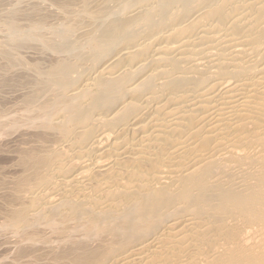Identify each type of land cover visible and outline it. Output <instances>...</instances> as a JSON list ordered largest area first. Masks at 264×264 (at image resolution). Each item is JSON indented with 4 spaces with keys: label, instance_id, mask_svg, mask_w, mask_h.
Instances as JSON below:
<instances>
[{
    "label": "bare ground",
    "instance_id": "6f19581e",
    "mask_svg": "<svg viewBox=\"0 0 264 264\" xmlns=\"http://www.w3.org/2000/svg\"><path fill=\"white\" fill-rule=\"evenodd\" d=\"M90 1L66 8L103 22L74 63L52 49L62 60L17 115L40 133L23 128L0 193L14 259L264 264V0ZM75 21L62 40L78 37ZM10 119L5 130L21 127Z\"/></svg>",
    "mask_w": 264,
    "mask_h": 264
},
{
    "label": "rangeland",
    "instance_id": "374dc122",
    "mask_svg": "<svg viewBox=\"0 0 264 264\" xmlns=\"http://www.w3.org/2000/svg\"><path fill=\"white\" fill-rule=\"evenodd\" d=\"M64 1V2H63ZM70 1V2H69ZM71 1H74V0H0V116H1V119L3 120L4 118H6V116H3V113H4V115H8L9 116V114L11 115V117L12 116H14L15 118L17 117V119H18V117L19 116H17L18 114H20L21 116L20 117H24V119H25V117L26 116H24V114H25V112H22V110L20 111L19 109H22L23 108V106H24V104H25V99H26V97L27 96H24V95H28V97L30 96V94H32L33 95V93L32 92H34L35 91V89H37V87H39L40 88V86L39 85H41L42 83H44L45 81H46V79L44 78V76L43 77H41L40 76V74L41 75H46L47 73V70L49 71V67H51V65H52V62H55L54 60H59V59H61V58H63V60H64V58L68 61V62H73L74 63V61L76 60L75 58H77V56L79 57L80 56V54L82 53V51H81V42L80 41H83L84 39H86V37L88 36L86 33H88V32H90L92 29H93V27L91 28L90 26H92V25H90V22H91V24H92V22L94 21H92V20H89V17H87L85 14H80L78 11V13H75L76 11H72V12H74L73 14H74V16H75V18H74V16H71L72 14H71V12H69V11H71V9L69 10V9H67V8H69V7H67L66 8V5H68V4H70L71 3ZM95 2V3H93V2ZM102 1V0H101ZM63 2V3H62ZM91 3H89V8L90 9H92L91 7H97V6H99V4H100V0H91L90 1ZM103 2H104V0H103ZM103 2L101 3V5L103 4ZM65 3V4H64ZM66 3H68V4H66ZM65 5V7L63 6V5ZM94 4V5H93ZM61 5L63 6V7H61ZM95 5H97V6H95ZM104 5V4H103ZM64 8V9H63ZM65 8H66V10H65ZM62 11V12H61ZM15 13V14H14ZM30 13V14H29ZM70 13V14H69ZM77 16H76V15ZM50 15V16H49ZM64 15V16H63ZM17 16V17H16ZM66 16H67V19H68V17L70 16V17H72L71 19H70V17H69V19L71 20H65L64 21V23L62 22V23H59L60 22V20L62 21V20H64V18L63 17H65V19H66ZM87 17V19H86V17ZM16 19H15V18ZM59 17V18H58ZM13 18V19H12ZM77 18H78V21L76 22L75 20H77ZM83 18V19H82ZM73 19V20H72ZM81 19V20H80ZM16 20V21H15ZM36 20V21H35ZM89 20V21H88ZM15 21V23L17 22V25L15 26V24L13 23ZM35 21V22H34ZM41 22V23H39V22ZM52 21V22H51ZM71 22V24L73 23L74 24V22L73 21H75V23H78V25H76V26H79V29H78V27H77V29H78V33L76 32V34L75 35H77L78 37H79V41H78V43H76V42H74V39L76 40L78 37H76V36H74V37H71L72 39H73V41H72V39L70 38V40H71V42H70V40L69 41H67V38L68 37H64V39L62 40V38L63 37H60L61 35L60 34H62L63 32L62 31H67L68 29H69V27H68V29H67V26L68 25H71L70 24V22ZM84 21V22H83ZM88 21V22H87ZM8 22H10V24L8 23ZM42 22H46L45 24L43 23V25H42ZM56 22H57V24H56ZM69 24H68V23ZM79 22L81 23V22H83V23H81V24H79ZM101 22H103V21H98V22H93L94 23V25H95V23L97 24V23H101ZM11 23H13L12 25H11ZM31 23H33L34 24V26H32L31 25ZM37 23H39V26L40 25H42L43 26V28H40L38 25L36 26V27H38L39 29H37V28H35V29H33L32 30V28L33 27H35V24H37ZM53 23H54V25H53ZM88 23H89V25H88ZM56 24V25H55ZM62 25L61 27H60V25ZM64 24H68L67 26H65ZM2 25V26H1ZM7 27H9V28H13V26H15L14 27V31H16V32H14L13 30H10L9 28H7ZM11 25V26H10ZM19 25V26H18ZM32 26V27H31ZM41 26V27H42ZM59 28H58V27ZM18 27H20V30L18 29ZM81 27V28H80ZM83 27V28H82ZM63 30H62V29ZM90 28H91V30H90ZM6 29V30H5ZM24 29H26V31L24 30ZM27 29H29L28 31H32V33H31V37L30 36H27V38H25L26 36V33H27V35L28 34H30V32H28L27 31ZM37 29V30H36ZM62 31H61V30ZM67 29V30H66ZM24 30V34H22L21 32ZM58 30H60V31H58ZM90 30V31H89ZM20 32V34H22L23 36H25V37H20L19 35H18V33ZM40 34V36H39V38H38V40H40V41H38L37 39H35L36 37H38V33ZM17 33V37L19 36L20 37V39L19 38H17V40H13L14 38L13 37H15V39H16V34L15 35H12V34H14V33ZM34 32H36L37 34H34ZM53 32H55V33H57L55 36H54V33ZM61 32V33H60ZM125 33H122V35H121V37H124V35L126 36V33H128V31H124ZM41 33H43V37H44V41L45 40H47L48 39V37H50L51 39H48L47 40V42H48V44H47V42L45 41H43L42 39L43 38H41L40 39V37H42V34ZM33 34L35 35V36H33ZM59 34V36L57 37V35ZM11 35L13 36L12 38H11ZM37 35V36H36ZM47 37V39H45L46 37ZM53 38H52V37ZM33 37H35V38H33ZM76 37V38H75ZM82 37V38H81ZM33 38V39H32ZM12 39V40H11ZM21 39H22V41H21ZM44 42V43H42V41ZM54 40V41H53ZM56 40V41H55ZM64 40H66V41H64ZM50 41H53L52 43H50ZM77 41V40H76ZM69 42V43H68ZM80 42V43H79ZM59 43H61V45L59 44ZM64 43H67V45H64ZM43 44V45H42ZM44 44H47V45H44ZM51 44V45H50ZM60 46H59V45ZM64 45V46H63ZM3 46V47H2ZM63 46V47H62ZM66 46H67V48H66ZM58 48V47H60V50L59 49H57L58 50V53H59V55L57 54V53H54V51L56 50V48ZM1 48H2V51H5L6 52V55H5V52H2L1 51ZM61 48L63 49V51L61 50ZM70 48H72V49H70ZM3 49H5V50H3ZM52 49H54V51L52 50ZM67 49V50H66ZM56 50V51H57ZM66 50V51H65ZM77 50V51H76ZM8 51V52H7ZM53 51V52H52ZM60 51V52H59ZM63 53H62V52ZM66 53H65V52ZM79 52H80V54H79ZM61 53H62V55H61ZM4 54V55H3ZM55 54H57L59 57H61V56H63L64 54V56L63 57H61V58H59L57 55H55ZM70 54V55H69ZM21 58H20V57ZM55 56V57H54ZM68 56V57H67ZM75 56V57H74ZM99 56V55H98ZM101 56V57H100ZM100 59L101 60H103V56H102V54H100ZM15 57H18V58H20L19 59V62L17 61L18 60V58H15ZM57 57V58H56ZM52 58V59H51ZM70 58V59H69ZM15 59H17V60H15ZM75 59V60H74ZM62 60V59H61ZM72 60V61H71ZM100 60V61H101ZM50 61V62H49ZM98 62L99 64L101 63V62ZM18 62V63H17ZM34 63H37V65L36 64H34ZM98 63H96V64H94L95 65V68H97L98 67ZM27 64H28V66H27ZM30 64V65H29ZM39 64V65H38ZM32 65H34V66H32ZM30 66V68L28 69V67ZM38 66V67H37ZM97 66V67H96ZM33 67H34V69H33ZM39 68V70L41 71H39L40 73H38L39 74V76H38V74H37V72H38V70H37V68ZM43 67V68H42ZM81 67V66H80ZM80 67H79V70H82L81 72H79V70H78V68H76L75 70H73V68L74 67H72L71 69H72V71H73V73H71L70 71H69V73H71V74H73V75H71V76H69L70 78L72 77L73 78V80H74V77L76 78V80L78 79V77H79V79L78 80H81L80 79V76L81 75H85L84 74V72L85 71H83L84 69H82L83 67H81V69H80ZM32 68V69H31ZM42 68V69H41ZM33 70H35L36 72H34ZM97 70V69H96ZM76 73H75V72ZM49 73V72H48ZM35 74L38 76H35ZM75 75V76H74ZM36 77L38 78L37 80H36ZM39 77H41V78H39ZM47 77V76H46ZM43 78L45 79V80H43ZM71 78V79H72ZM83 78V77H82ZM42 80V81H44V82H42L41 83V81L40 80ZM72 80V82H75V80L73 81ZM77 80V81H78ZM37 82V83H39L38 84V86H36V87H34V85H37L36 83H33V82ZM40 81V82H39ZM69 81H70V79H69ZM32 82V83H31ZM25 83V84H24ZM30 83V84H29ZM31 84L33 85V86H31ZM19 85V86H18ZM26 85H28V86H26ZM30 85V86H29ZM44 85H46L47 86V83H45ZM26 86V87H25ZM42 88L44 87L45 88V86H43V84H42V86H41ZM27 88V89H26ZM32 89V91H30L31 89ZM35 88V89H34ZM42 88H40V91H41V89ZM34 89V90H33ZM47 89V88H46ZM45 90V89H44ZM42 91H43V89H42ZM27 92V93H26ZM29 92V93H28ZM120 93V92H119ZM118 95H122V92L120 93V94H118ZM19 96H21V98L19 99ZM25 97V98H24ZM16 98H18V99H16ZM23 98V100L22 101H20L21 99ZM20 101L21 102V104H20V102H14V101ZM17 104V106H19V107H17L15 104ZM22 103H24L23 105H22ZM13 105H15V106H13ZM11 106V107H10ZM13 106V107H12ZM15 107H17L18 108V110L17 111H20V112H18L17 113V111L15 110V109H17V108H15ZM3 108H5L6 110H8L9 111V114H8V111L6 112V110H4ZM8 108V109H7ZM10 108H12L13 110H11ZM2 109H3V111H2ZM13 111V113H11ZM16 113V114H15ZM23 115H22V114ZM14 114V115H13ZM26 115V114H25ZM10 116L9 117H7L8 118V120H7V118L6 119H4L3 121H4V123H5V125H7V124H9L8 122H9V119L11 118ZM19 117V122H18V120L17 119H15V118H12V119H10V121H12V122H14L15 121V123H17V125H19V126H21L23 123H25L24 121V119L23 118H20ZM0 119V120H1ZM14 119V120H13ZM22 119V120H21ZM1 120V121H2ZM24 120V121H23ZM0 121V122H1ZM3 121L1 122V124H0V127H1V129H0V132L2 133V131H3V133H2V135L4 136L3 138H2V136H0V138H1V140H3V142L1 141L0 142V183H1V185H0V193H2L3 192V190H4V192L5 193H7L6 191H7V187H8V184L11 182V180L13 179V177H16L17 176V174H18V168H17V166H19L18 164H19V162L17 161V163L18 164H16V160H17V152H18V148L16 147V146H18L17 144L20 142V141H22L23 139H25L26 138V136L25 135H27L26 133L27 132H31V133H33L34 132V130L35 131H37V132H39L40 133V128L39 129H37L36 130V128H34V130H33V128L31 129V130H29V128H28V130L29 131H27L25 128V126H21V127H19V129L20 128H22V129H20L21 130V132L19 131V129L17 128V130H15L14 128H13V130H12V128H9L8 130H5V128L4 127H2L3 126ZM17 121V122H16ZM20 122H21V125H20ZM23 122V123H22ZM2 128L4 129V130H2ZM23 128L27 131H23ZM14 132V133H12L11 134V132L12 131ZM17 132V131H19V133H20V135L18 134V132L16 133L15 131ZM39 130V131H38ZM10 132V134H9V132ZM5 132V133H4ZM26 132V133H25ZM29 132V134H31ZM43 131H41V133H42ZM45 132V131H44ZM6 133H8V134H6ZM21 133H23V134H21ZM28 134V135H29ZM34 134H35V132H34ZM36 134H38V133H36ZM22 135V136H21ZM23 136H25V138H23ZM5 137H6V139H5ZM18 137H20V138H18ZM28 137V136H27ZM5 139V140H4ZM14 139H16V141L17 142H14L15 140ZM6 141V142H5ZM9 141V142H8ZM12 141V142H11ZM7 143V144H6ZM11 143V144H10ZM12 143L14 144V143H17V144H14L13 146H15V147H13L12 146ZM10 144V145H9ZM7 146V147H6ZM11 147H13V148H11ZM3 148V149H2ZM14 151V154L11 152V154H10V151ZM15 151H16V153H15ZM19 153V152H18ZM12 155H13V157L14 156H16V157H12ZM2 156V157H1ZM10 157V158H9ZM15 158H16V160H15ZM4 160V161H3ZM13 160H15L14 162H13ZM17 169V170H16ZM16 170V171H15ZM17 173V174H16ZM3 175H4V177H3ZM15 175V176H14ZM2 178L4 179V178H6L4 181H2ZM8 179H9V181H8ZM9 182V183H8ZM3 183V184H2ZM4 183L6 184L7 183V186L6 185H4ZM6 187V188H4V187ZM2 187H3V190H2ZM6 190V191H5ZM2 191V192H1ZM3 192V194H1L2 195V198L4 199V197H6L5 196V193ZM4 195V196H3ZM2 198H0L1 200H3ZM4 201V200H3ZM2 201V202H3ZM2 202L0 201V206L2 207ZM4 203V202H3ZM1 227V229H4V230H1L0 229V264H13V263H11V261L12 262H16V263H14V264H17V261L14 259L15 258V254H16V252H17V249L15 248V247H13L14 246V244H13V242H11L12 240H10L11 239V233L9 232V231H7V229H5V228H3L2 226H0ZM8 232L10 233V234H8ZM10 236V237H9ZM11 243V244H10ZM9 245V246H8ZM11 245H12V247L13 248H11ZM13 250V251H12ZM13 258V259H12ZM15 260V261H14ZM24 260V259H23ZM4 261V262H3ZM6 261V262H5ZM23 262V264H26V262L28 263L29 261L27 260V261H21V260H19L18 261V263L19 264H21ZM33 264V263H32ZM34 264H36L35 262H34Z\"/></svg>",
    "mask_w": 264,
    "mask_h": 264
}]
</instances>
